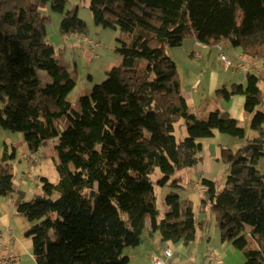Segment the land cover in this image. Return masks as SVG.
Here are the masks:
<instances>
[{"label": "trees", "instance_id": "obj_1", "mask_svg": "<svg viewBox=\"0 0 264 264\" xmlns=\"http://www.w3.org/2000/svg\"><path fill=\"white\" fill-rule=\"evenodd\" d=\"M64 3L0 0V129L21 133L28 154L51 143L57 173L55 182L40 177L41 192L26 200L9 163L0 162V194H16L37 264H127L123 249L137 246L145 232L188 244L208 222H196L190 202L174 191L163 199L161 214L153 175L164 185L194 166L199 139L213 130L236 137L245 131L218 109L205 118L189 110L165 47L194 38L237 47L248 61L264 60V0H90L95 25L125 36L116 38L119 64L79 94L76 107L67 98L76 85L73 70L46 40L49 15L40 9L62 12ZM85 30L75 12L65 13L60 34ZM39 71L46 73L43 83ZM244 78L215 93L224 100L242 95L256 133L236 151L222 147L229 166L224 186L202 177L199 207L210 206L221 240L242 250L241 264H264V175L256 165L264 155V79L252 72ZM60 118L66 123L61 132Z\"/></svg>", "mask_w": 264, "mask_h": 264}, {"label": "rangeland", "instance_id": "obj_2", "mask_svg": "<svg viewBox=\"0 0 264 264\" xmlns=\"http://www.w3.org/2000/svg\"><path fill=\"white\" fill-rule=\"evenodd\" d=\"M89 2L90 0H65L62 12L55 11L48 5L40 8L43 13L49 15V20L46 23V40L54 47L55 56L60 58L69 70H73L71 73L75 77L76 87L69 92L67 98L72 102L74 107L77 106V96L80 93H87L90 90V88H85V80L88 77L87 75L94 76L96 81L95 84L101 83L106 78L105 71L100 69L103 62L101 60H108L109 56H118L115 49L117 45L116 38L119 36H125L124 34H120L118 29L110 27L96 32L95 23L89 8ZM69 11L75 12L77 17L83 21L86 27L85 35H87V37L93 42L97 43L95 49L90 43L77 42L75 40V35L77 34H69L66 36L60 34L62 18L65 16V13H68ZM221 48V51L227 56V58L233 60L232 53L225 43L221 44ZM165 52L176 64L177 77L179 78L182 95L189 100V102H187L189 110L196 116L202 115L207 106L213 104L214 100L215 103L219 101L220 104L218 95H216L215 92L210 91L211 82L216 83L217 77L219 78L218 87H221L222 85H227V87H229L230 80L234 78H236L237 81L242 82L241 78L244 77L247 72L255 73L260 76L261 79H264V60L257 59L253 62L246 60L247 58L245 56H241L244 61H247V67L245 69L232 70L231 67L224 68L223 63L219 58V50L215 47H202L201 45H197L194 38H185L178 46H166ZM96 55H98L97 58ZM114 64L116 65L117 63L115 62ZM39 74L41 75L42 83L47 80V77H45L46 73L39 71ZM259 86L260 88L263 87L262 81H259ZM217 107L224 111L222 106L217 104ZM259 109L264 113V104L260 106ZM220 115L221 117L227 116L225 112H221ZM238 122L239 125L244 128V137L219 133V139H213L211 136L199 139V141L203 143V149L198 154V162L191 167L194 173L193 177L197 178L199 182L203 177L213 180L219 189L223 188L229 166L222 158V147L230 149L231 151H236L247 143V139L253 138L256 133L255 130L250 128L249 120L246 122ZM65 125L64 118L55 121V126L59 132L64 130ZM185 133V127L183 126L177 135L182 137ZM15 134L19 135L21 139L19 137L17 139ZM11 138L17 140L14 142L15 148H17L16 156H9L7 159L2 158L1 142ZM10 152H12V148H10L9 153ZM250 154V151L246 152V156L249 157ZM52 157L53 150L51 143L47 142L45 146H42L36 153L28 154L21 133L0 129V162L9 163L14 177V184H16V180H18V173L19 178L22 179V171L26 170L29 165L26 161L27 158H29V162H36V164H39L36 169H33L32 167L30 170L35 176L27 178L24 181L23 197L26 198V200L35 197L36 194L34 190L36 184H40L39 177H46L50 182H55L57 180V173L53 166ZM42 164H44L43 168H41ZM42 169L45 170L42 171ZM186 170L180 171L183 176V172ZM173 176L164 185L156 184V180L159 177L158 173L154 174L152 177L154 182L155 202L158 209H160L161 214L164 208L163 199L169 192H177L181 198L185 195V192L181 188H185L188 184L184 183L185 180L183 177H179V180L182 182L180 184L181 188H179V186H174L172 183H177V180L173 181ZM25 184H28L30 188L26 187ZM187 188L192 189V185H188ZM200 190L203 191L202 188H200ZM199 213L202 216L199 218H197V216L196 221H199L202 218L208 223L212 221L210 214L213 212L208 205L203 207ZM213 225L214 224H211L210 227ZM157 234H159V232ZM218 234L219 229L216 224L215 229L213 230V239L211 241V246L214 248L218 244V239L216 242V236ZM28 241L31 243L30 238L27 239V242ZM226 243L229 250H226V252L222 250V254H220L223 263L241 264L244 261L242 250L234 247L230 242ZM167 245H169L170 249L174 251L175 246L173 243L168 242ZM250 245H252V243H250ZM135 247H125V249H123V254L126 255L130 249L131 251H134ZM15 264H37V262L30 252H24L17 255Z\"/></svg>", "mask_w": 264, "mask_h": 264}, {"label": "crops", "instance_id": "obj_3", "mask_svg": "<svg viewBox=\"0 0 264 264\" xmlns=\"http://www.w3.org/2000/svg\"><path fill=\"white\" fill-rule=\"evenodd\" d=\"M101 29H104V28L95 25L96 32L101 31ZM195 43L197 45H201L202 47L209 46V45L201 44L197 41H195ZM226 46L231 51L232 58L236 59L237 56L243 57L239 48L231 47L227 44ZM210 47H213V46H210ZM97 57L98 55H96V58ZM101 61L103 62H102V66L100 69H103L106 73L112 67L119 64L120 57L109 56L108 60H101ZM115 62L117 63L116 65L114 64ZM87 76L88 77L85 80V88L91 89L96 81L94 79V76L92 75H87ZM216 80H217L216 83L211 82L210 91L215 92V89L218 88L219 78L217 77ZM244 80H245L244 77L241 78L242 82H239L237 81L236 78H234L230 80V84L231 83H243ZM185 99L187 102H189L187 98ZM218 100H220V104H219V101L215 103V100H214L213 104L207 106V108L202 113V115H200V117L205 118L209 112L215 109H218L220 110V112H225L227 114V117L234 118L237 121L246 122L248 120L247 117H245V113L243 110L244 97L242 95H233L228 100H224L218 96ZM217 104L219 106H222L224 111L219 109L217 107ZM16 137L17 139L18 137L21 139L19 135H16ZM211 137L213 139L214 138L219 139L220 138L219 132L216 130H213ZM15 141L17 140H13L11 138V139H6L5 141L1 142V146H2L1 151H2V155L4 153V158H8V155H10V153H12V156H16L17 148H15V145H14ZM10 148H12V152L9 153ZM28 159L29 158H27L26 161L28 162L29 165L27 166L26 170L22 171V176H21L22 179L19 178V175H18L19 173H18L17 174L18 180H16V184H15L17 187V190L21 191L22 194H23V189H24L23 185H24L25 179L35 176V174L31 173L30 170L32 169V167L33 169H36V167L39 166V164H36V162L35 163L29 162ZM41 166H42L41 168H43L44 164H42ZM257 168L264 175V155L258 159ZM44 170L45 169H42V171ZM183 173H184V176L182 175V172H179L175 176H173V179L176 177L177 178L183 177L185 180L184 183L188 185H192V189H188L187 188L188 185H186L185 188H181L180 184L182 182L180 180L179 182H177L178 185L180 186L179 188L183 189V191L185 192V195L182 196V198L179 196L180 199L190 202L192 211L195 214V220H197L196 219L197 216H198L197 218L202 216L199 213V211H201V207H199V200L202 194V191L200 190V188L202 187L199 185V181L197 180V178L193 177L194 173L191 168L187 169ZM25 186L30 188L28 184L27 185L25 184ZM34 192L36 195H38L41 192V182L40 184L38 183L36 184ZM15 197H16V194L8 195V196H4L0 194V243L6 246L7 250H9V252L12 254L11 258H9V261H10L9 264H15L17 255L19 253L30 252V254H32L31 243L30 241L27 242V239H29V237L26 238L25 236V232L29 227V223L23 215L19 214L16 211L15 203H14ZM210 216H211L210 218L212 221L208 223L207 227L204 226V228H200L199 226H197V230H196L197 237L195 238V240L189 242L188 244H183L182 242L173 243L175 246V249L174 251L171 250V256L168 259H166L165 264H207L208 263L207 256L211 251L217 253L218 256L220 257L219 264H225L223 263L220 254H222V250L226 252V250H229V248L227 246L226 241L221 240L220 233L216 236V242L218 239V244L215 246V248L211 246V241L213 239V230L215 229L216 224H215L214 214L211 213ZM200 220H204V219L202 218ZM199 221H196V222H199ZM211 224H214V225L210 227ZM206 228H207V231L206 232L203 231V229H206ZM157 233L158 231H155L151 235H149L147 232L143 233L144 237L142 236L141 242L134 248V251L133 250L131 251L130 249L127 252L126 255L129 256L127 264H151L149 260V255L157 254L159 256H162L163 250H165L166 248H170L169 245H167L168 242H163L161 238L159 240L160 236Z\"/></svg>", "mask_w": 264, "mask_h": 264}, {"label": "built area", "instance_id": "obj_4", "mask_svg": "<svg viewBox=\"0 0 264 264\" xmlns=\"http://www.w3.org/2000/svg\"><path fill=\"white\" fill-rule=\"evenodd\" d=\"M77 34L75 35V40L77 42H84V43H90L92 44L93 48L95 49L97 47V43L93 42L91 39L87 37V35L83 33H72ZM216 48L219 50V57L220 60L223 63L224 68L231 67L232 70L237 69H245L246 68V61L241 56H237L235 61H232L231 59L227 58V56L221 51V45H216ZM29 174V173H28ZM12 254L7 250V247L0 243V264H9V258H11ZM171 256V249L166 248L163 250L162 256H159L157 254H151L149 255V260L151 264H165L166 259ZM208 263L207 264H219L220 263V257L215 252H210L207 256Z\"/></svg>", "mask_w": 264, "mask_h": 264}]
</instances>
